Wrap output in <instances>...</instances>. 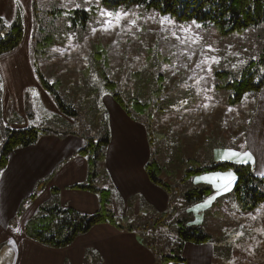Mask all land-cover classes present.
<instances>
[{"label":"rangeland","instance_id":"1","mask_svg":"<svg viewBox=\"0 0 264 264\" xmlns=\"http://www.w3.org/2000/svg\"><path fill=\"white\" fill-rule=\"evenodd\" d=\"M33 1L23 0L32 14L31 23L24 16L25 37L18 48L28 54L31 65L25 60L11 59L5 67L14 70H1L2 116H6L7 107L12 104L18 109L27 92L32 102L42 96L51 113L42 127L61 131L86 127L93 135L102 130L103 117H107L102 105L103 95L110 93L106 89L107 80L118 82L117 88L126 101L137 94L138 80L146 92L161 87L162 109L155 112L151 128L155 157L160 161L165 158L169 165L162 177L171 175L170 215L165 225L148 230L149 241L156 243L161 255L184 256V251L178 250L181 243L178 221L183 220L187 226L200 227L211 235L210 264H264V202L247 207L236 198L234 168L190 176L186 172L213 162L249 163L255 174L264 178V88L258 98L249 92L240 102L231 103L229 89L219 87L223 78L217 74L229 71L231 79L239 78L245 65L259 58L264 49V25L242 33L222 34L212 23L181 22L138 7L108 6L104 0H38L37 17L45 26V33L54 39L52 48L44 47L51 57L47 60L42 55L35 58L36 36L42 38L44 33L37 31ZM56 9L62 10L50 14ZM78 10H85L88 18ZM107 13L128 15L115 23V15ZM98 42L110 47L111 64L107 68L93 57ZM36 59L50 83L63 81L57 89L66 103L79 110V116L68 117L61 112L32 68ZM137 72L139 77L135 75ZM106 121L109 123L108 117ZM247 123L243 138L242 129ZM156 131L163 132L165 138ZM193 134L197 135L196 141ZM208 135H213V139ZM227 150L249 152L253 159L244 162L247 157L232 156ZM193 156L199 162L190 161ZM193 188H210L211 192L190 202L185 194ZM152 253L156 258L155 252Z\"/></svg>","mask_w":264,"mask_h":264},{"label":"crops","instance_id":"2","mask_svg":"<svg viewBox=\"0 0 264 264\" xmlns=\"http://www.w3.org/2000/svg\"><path fill=\"white\" fill-rule=\"evenodd\" d=\"M30 12L23 0H0V17L8 21L20 17L24 25L25 16L31 23ZM18 48L0 56V72L14 70L5 67L11 59L30 64L31 58ZM102 105L111 130L104 179L112 190L111 207L122 219L168 211L170 192L153 183L147 171L152 157L147 127L128 115L110 93L103 95ZM2 113L4 110L0 112V145L4 139L2 126L52 129L42 127L51 115L42 96L32 102L25 92L18 109L12 104L5 117ZM56 131L46 132L36 143L14 150L0 172V264H156L153 250L125 224H96L62 248L46 246L27 234L29 220L44 205L58 203L85 213H94L100 206L98 193L75 188L85 183L89 174L88 159L81 153L83 138ZM42 180L46 183L37 189ZM183 251L186 262L169 264H193L196 258L195 264H210L213 256L208 243L187 242Z\"/></svg>","mask_w":264,"mask_h":264},{"label":"trees","instance_id":"3","mask_svg":"<svg viewBox=\"0 0 264 264\" xmlns=\"http://www.w3.org/2000/svg\"><path fill=\"white\" fill-rule=\"evenodd\" d=\"M104 2L108 6H124L126 9L138 7L148 12L156 11L181 22L196 20L203 23H212L218 27L222 34L242 33L251 27L264 25V0H104ZM61 10L56 9V11H50V14H57ZM39 11L38 0H34L33 15L36 17L37 31L44 33L42 38L38 39V36H36L35 58L42 55V57L48 60L51 57L46 54L44 47L49 46L52 48L54 46V39L51 35L45 33L46 28L41 25V21L37 17L39 16ZM77 12L84 13L86 19L88 18L85 10H78ZM24 32V25L20 17L14 21H8L0 17V56L17 49L23 40ZM109 51L110 47L106 44L104 45L103 42L95 44L93 57L99 63H103L104 68L109 67L111 64ZM37 60H34V66L40 78V83L53 95L61 112L68 117L79 116V110L73 104L66 103L57 89L63 81L57 80L54 84L50 83L42 75ZM138 73L135 75L139 77L140 73ZM217 74L223 78L218 84L219 87L223 86L229 89L231 103L240 102L249 92L255 93L256 98H258L259 93L264 88V49L258 59L251 60L245 65L239 78L231 79L229 71H218ZM106 79H108L107 76ZM138 83V92L129 101L125 100L123 93L117 88L119 85L117 81L107 80L106 89L113 95L128 115L134 120L141 121L147 127L152 150L151 160L147 164L148 174L153 183L170 192L172 187L169 183L171 175H168L166 179L162 177L164 170H168L169 165L165 161V158H162L160 161L155 157V152H153L154 131L151 128V121L155 117V112L162 109V105L159 106V102L163 90L161 87H154L146 92L142 87V81L138 80ZM99 107L100 109L102 108L101 106ZM255 108L254 106V112ZM254 112L250 122L254 116ZM106 118L103 117L102 130L98 129L95 131V129H91L92 132L95 131L93 135L86 131L88 129L86 127L76 131H58L60 134L76 133L83 138L84 145L81 153L88 159L89 174L87 181L83 184L76 185L75 188L87 189L98 193L100 197L99 209L94 213H85L73 207L63 206L58 203L44 205L41 207L39 213L29 220L26 227L27 234L46 246L62 248L71 245L79 235L87 233L96 224L111 223L116 226L125 224L126 229L137 232L141 241L155 252L157 258L156 264L186 262L185 257L179 254H159L156 243L149 241L147 237V232H149L148 230L152 226L158 228L166 224L168 216L170 215L168 211L160 214L139 215L130 219H122L117 216L115 210L111 207L112 190L109 186L103 184L105 176H107L106 150L111 139L109 123L106 121ZM249 124L248 126L245 125L242 129L243 138L245 137ZM3 131L5 134L3 142L0 145V172L8 165L9 157L14 150L36 143L41 135L46 132H57L54 129L47 130L34 126L23 128L7 126L4 127ZM156 134L162 139L165 138L163 132L156 131ZM208 137L213 139V135H208ZM196 140L197 135L193 134V141ZM189 160L193 161V163L199 162L194 156L193 158H189ZM227 168H234L236 173L234 190L236 198L241 203L247 207H255L264 202V178L257 176L252 165L249 163L240 165L231 162H213L210 165L193 167V169H188L186 172L187 176H190V174L198 172ZM45 183L43 180L40 181L37 189ZM210 192V188H193L185 196L188 198V201L192 202L203 199ZM35 196L36 193L33 197ZM149 220L155 221L149 225H144V222H148ZM178 230L181 239V243L178 246L179 252L183 250L187 242L205 244L209 243L211 238V235L204 232L200 227L187 226L183 220L178 221Z\"/></svg>","mask_w":264,"mask_h":264},{"label":"snow or ice","instance_id":"4","mask_svg":"<svg viewBox=\"0 0 264 264\" xmlns=\"http://www.w3.org/2000/svg\"><path fill=\"white\" fill-rule=\"evenodd\" d=\"M107 15H109V16L115 15V23H119L125 16L128 15V13H116V14L107 13ZM132 23L134 24L135 21L133 20ZM227 151H229L232 156H244V157H247V159L244 162H248V161H251L253 159L251 153H249V152H245V153L241 154V153H238V152H234L232 150H227Z\"/></svg>","mask_w":264,"mask_h":264},{"label":"water","instance_id":"5","mask_svg":"<svg viewBox=\"0 0 264 264\" xmlns=\"http://www.w3.org/2000/svg\"><path fill=\"white\" fill-rule=\"evenodd\" d=\"M120 226H121V227H124V225H122V224H121Z\"/></svg>","mask_w":264,"mask_h":264}]
</instances>
